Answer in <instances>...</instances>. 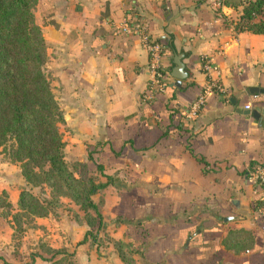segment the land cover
Here are the masks:
<instances>
[{
    "label": "crops",
    "instance_id": "1",
    "mask_svg": "<svg viewBox=\"0 0 264 264\" xmlns=\"http://www.w3.org/2000/svg\"><path fill=\"white\" fill-rule=\"evenodd\" d=\"M242 2L36 0L65 159L99 163L112 176L93 196L102 198L106 236L81 241L88 226L62 197L66 205L34 217L15 244L0 206L1 256L51 264L33 255L42 241L63 247L73 264H264V205L254 208L260 193L245 174L264 162V126L245 113H264V33L234 27ZM134 22L167 47L164 89L148 100L141 97L147 50L121 31ZM174 52L188 73L178 84ZM208 77L219 79L223 95L207 91L203 107L190 113ZM24 185L18 165L0 157V192L11 211Z\"/></svg>",
    "mask_w": 264,
    "mask_h": 264
},
{
    "label": "trees",
    "instance_id": "2",
    "mask_svg": "<svg viewBox=\"0 0 264 264\" xmlns=\"http://www.w3.org/2000/svg\"><path fill=\"white\" fill-rule=\"evenodd\" d=\"M35 3L36 0H0V154L7 162L18 165L25 183L14 211L6 191L0 192L2 214L9 215L11 238L16 244L26 226H35L34 217L55 214L65 197L80 212L71 209L72 217L88 226L81 241L98 243L106 235L102 231V198L100 194L96 199L93 196L112 176L99 163L89 166L84 160L65 159L62 112L53 92L52 77L45 68L47 45L34 21ZM233 25L264 33V0H243ZM42 186L48 190L46 196L34 191ZM263 205L264 200L255 199L254 208ZM100 232L103 236H99ZM119 254L126 259L122 252ZM33 255L51 264H73L63 247L53 248L42 241ZM56 255L59 256L54 258ZM0 259L3 264H23L8 262L1 255Z\"/></svg>",
    "mask_w": 264,
    "mask_h": 264
},
{
    "label": "built area",
    "instance_id": "3",
    "mask_svg": "<svg viewBox=\"0 0 264 264\" xmlns=\"http://www.w3.org/2000/svg\"><path fill=\"white\" fill-rule=\"evenodd\" d=\"M219 0H215L218 3ZM123 32L134 33L142 45L146 48L148 53V69L150 72L149 81L145 87V91L141 94L143 100H148L153 96L155 92L162 91L164 89L163 76L167 73V68L162 59V54L166 50V45L160 41H156L153 37L147 34L144 26L138 22L125 24L121 27ZM201 68L207 72L210 68L208 59L201 57ZM213 69H215L213 67ZM212 90L219 96L223 95L224 88L217 77L207 78L206 86L204 89L193 99L188 106L190 113H196L200 110L205 103V94L207 91ZM248 108V105H244ZM246 178L252 183L253 191L259 190L258 199L264 200V165L258 164L251 169H247Z\"/></svg>",
    "mask_w": 264,
    "mask_h": 264
},
{
    "label": "water",
    "instance_id": "4",
    "mask_svg": "<svg viewBox=\"0 0 264 264\" xmlns=\"http://www.w3.org/2000/svg\"><path fill=\"white\" fill-rule=\"evenodd\" d=\"M172 67L171 74L176 78V84L179 83L180 79L188 76L187 70L183 68V63L181 62V54L179 52H174L172 54ZM254 91L262 92V88H253ZM245 113H250L252 116L257 118L258 124L264 126V113H259L256 110L246 109ZM233 201V200H232Z\"/></svg>",
    "mask_w": 264,
    "mask_h": 264
},
{
    "label": "rangeland",
    "instance_id": "5",
    "mask_svg": "<svg viewBox=\"0 0 264 264\" xmlns=\"http://www.w3.org/2000/svg\"><path fill=\"white\" fill-rule=\"evenodd\" d=\"M0 157H2L1 154H0ZM75 160H80V159H75ZM67 161L70 162V161H73V160H67ZM34 191L40 193L41 196H46V195L48 194V190H47V188L44 187V186H42V187H36V188H34ZM65 205H66V201H63V199H61V203H60V205L57 206L56 208L61 209V208H63ZM56 210H57V209H56ZM33 223L35 224V222H33ZM25 228L28 229L29 227L26 226ZM22 234H23V233H22ZM18 243H19V241H18Z\"/></svg>",
    "mask_w": 264,
    "mask_h": 264
}]
</instances>
